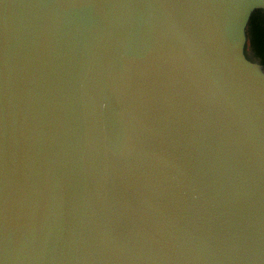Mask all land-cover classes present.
I'll list each match as a JSON object with an SVG mask.
<instances>
[{
    "label": "water",
    "instance_id": "1",
    "mask_svg": "<svg viewBox=\"0 0 264 264\" xmlns=\"http://www.w3.org/2000/svg\"><path fill=\"white\" fill-rule=\"evenodd\" d=\"M264 0H0V264H264Z\"/></svg>",
    "mask_w": 264,
    "mask_h": 264
},
{
    "label": "trees",
    "instance_id": "2",
    "mask_svg": "<svg viewBox=\"0 0 264 264\" xmlns=\"http://www.w3.org/2000/svg\"><path fill=\"white\" fill-rule=\"evenodd\" d=\"M246 35L248 43L264 66V10L257 9L251 15Z\"/></svg>",
    "mask_w": 264,
    "mask_h": 264
}]
</instances>
